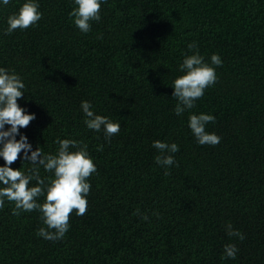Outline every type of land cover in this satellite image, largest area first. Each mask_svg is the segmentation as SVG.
<instances>
[{
  "label": "trees",
  "instance_id": "trees-1",
  "mask_svg": "<svg viewBox=\"0 0 264 264\" xmlns=\"http://www.w3.org/2000/svg\"><path fill=\"white\" fill-rule=\"evenodd\" d=\"M73 6L39 0L35 26L0 31V66L25 83L17 102L35 118L18 128L33 147L54 152L56 137L87 144L96 164L87 208L69 213L63 238L48 240L36 234L38 210L14 215L6 200L0 264H264V0H101L86 33L68 15ZM17 7L9 0L0 10V28ZM188 41L222 64L177 116L170 85ZM81 99L120 121L119 131L106 141L86 128ZM187 112L212 113L205 130L219 142L197 144ZM154 139L178 145L167 175L153 160ZM9 166L30 167L19 153ZM226 222L243 239L227 235ZM227 242L233 258L221 256Z\"/></svg>",
  "mask_w": 264,
  "mask_h": 264
},
{
  "label": "clouds",
  "instance_id": "clouds-1",
  "mask_svg": "<svg viewBox=\"0 0 264 264\" xmlns=\"http://www.w3.org/2000/svg\"><path fill=\"white\" fill-rule=\"evenodd\" d=\"M72 4L74 6L68 12L72 23L80 32H88L91 21L100 19L101 0H72ZM8 5L9 0H0V10ZM41 15L39 0H18V7L7 14L0 31L7 34L17 28L23 30L29 25L35 26ZM186 47L192 51L181 56L176 65L180 74L172 79L170 85L171 96L176 99L172 111L177 116L194 106L205 87L217 79L214 65L222 64L216 52H212L205 61L195 41H188ZM24 89L25 83L19 73L0 66V159L3 161L0 163V206L6 200L11 201L10 211L14 215L20 211L38 210L42 226L36 229V234L43 239L56 240L63 238L68 229L70 212L75 210V215H82L86 211L90 189L86 178L96 171V164L88 153L87 144L72 137L54 138V152H42L39 145L33 147L27 136L19 131L35 118V113L17 102V98L25 93ZM79 108L85 127L94 132L102 131L106 141L119 131L120 121L94 112L91 101L81 99ZM214 119L212 113L187 112V127L197 144L214 145L219 142L218 134L205 130L206 123ZM151 144L156 149L153 160L163 166V174L167 175L168 166L176 163L173 153L178 150L177 143L154 139ZM100 147L102 145H97L98 149ZM18 153L21 161H26L30 167L22 170L9 166ZM41 168L51 175L41 177ZM41 195L43 200L38 201L36 198ZM134 211L139 212V209ZM139 214L142 219L148 218L145 213ZM225 232L243 239V233L234 229L230 222L225 223ZM222 247V258L235 257L237 247L234 243L227 242Z\"/></svg>",
  "mask_w": 264,
  "mask_h": 264
}]
</instances>
